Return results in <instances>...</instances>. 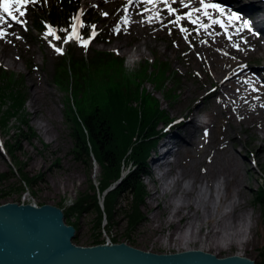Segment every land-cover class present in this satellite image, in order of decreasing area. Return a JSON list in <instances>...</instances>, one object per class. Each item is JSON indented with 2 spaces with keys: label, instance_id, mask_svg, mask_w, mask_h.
Instances as JSON below:
<instances>
[{
  "label": "rangeland",
  "instance_id": "rangeland-1",
  "mask_svg": "<svg viewBox=\"0 0 264 264\" xmlns=\"http://www.w3.org/2000/svg\"><path fill=\"white\" fill-rule=\"evenodd\" d=\"M48 1L36 0L35 3L27 5L26 14L24 17H21V19L26 21L24 25H19L9 20V23L13 25L12 29L5 25L8 34L4 38V41H0V44L5 49H7L6 47L11 49L10 51L13 52V60L15 61L14 63H10L6 58H2L0 59V66L14 71L15 77L19 75L23 78L22 81L26 90V98L23 106L24 117L35 132L29 139L22 138L18 142L20 148L13 150L11 159L3 147V142L7 145L9 141L13 140L16 125L21 126L23 129L27 125L20 121L19 117L13 115L6 121L7 125L4 127L0 126V192H7L6 195L0 197V203L6 201L30 203L29 198H22V195L27 190L37 200L38 204L51 203L58 205L66 213L68 207L82 195L95 194V200L102 214L99 217V221L97 220L98 212L93 206V200L91 199L85 203L89 207L88 209L71 212L68 214V221L65 219V222L69 224L76 222V225H74L75 223L73 224L77 229V236L73 239V242L76 244H94L95 239H98L95 243H105L107 239H110L112 242L124 241L141 249L154 252H173L184 250L187 247H191L190 249L203 247L209 252L220 256L236 253L249 256L255 259V261H258L260 259V252L264 251V208L259 202L254 201V196L259 187L264 188V153L261 156V160L257 162L254 158V153L257 152V148L252 147L249 142L251 132L237 129L246 147H241L238 141H235L236 143L234 144L240 152V155L248 158L247 165L254 169L250 173L251 175H245V183L250 186L246 194L245 207L246 209H252L246 214H252L249 222H252L255 226L252 229L242 226L244 223H247L246 220L244 221V219L248 218L245 215L246 217H244L243 223H241V220H237L239 225H237L234 238L235 242L245 241L250 238L252 241L246 245L227 244L229 240H224L222 231L218 233L219 235L216 234L213 236L217 243L223 245L217 246L210 243L208 239H205L204 235L207 227L204 224L199 228L200 230H197L198 233L194 237L196 239L192 242H184V236H187L190 232V229L183 226L186 221L185 218L168 226L164 222H160L166 214L163 208L164 206H162L163 202L159 205L158 209H155V201H150V195L154 191V188H157L156 193L158 191L160 193L163 189L161 183L158 182L159 180L155 179V176L159 174L156 171L154 173L150 171L151 178L145 175L141 176L146 189L144 200L140 205L141 211L144 214L143 219L137 224L132 225L127 215L123 213L122 210L124 208L130 209V202L133 201L131 195L128 198L117 196L110 218L105 217L103 205L105 192L117 184L134 164L126 160L125 164L122 165L120 176L114 181L112 180L103 191L99 189L101 186L99 180L103 177V173L94 157L90 156V158H87L88 162L85 163L82 160L76 159L72 154L73 139L70 135L69 122L64 113L66 110L65 92L52 79L54 65L62 54L57 53L52 45L61 47L63 49L62 52L66 51L67 47H71L76 56L80 53L90 54L93 49L112 50L114 53L124 56V64L127 71H136L142 63L153 67L157 60H162L167 63V68L170 71L167 70L164 73L167 76L164 81V89L169 90L173 87L175 91L173 93L172 91L170 92V97H165L151 78L143 79L144 88L158 97L162 107L166 109L169 118L175 121L174 118L179 120L185 116L191 117L192 114H186L187 109L185 107H180L178 110H175L172 106L176 104L181 106L183 85H186L188 88L190 87L191 92H193V89H196L199 83L206 79L207 73H204L199 66H195L194 64L202 58L204 49L190 51V48L195 41H197L196 43L203 44L204 36L209 34L213 35V29H204L202 30V34L199 35L196 29L193 28V32L190 33L188 26L191 23L188 20H184L180 24L187 28V31L181 32L178 27L169 23L170 19L175 20V15H160V19L162 20L161 31L141 33L137 25L135 29L127 28L124 30L121 28L127 26L129 18H131L130 12H125V8L129 5L128 0H108L107 3L100 2L99 0H78L77 6L80 11H77V14L82 12L80 17H84V21H81L83 27L78 29L79 36L81 39H89L91 37L88 45L85 47L75 39L66 43L64 42V37L71 31L67 28L66 20L70 16V21H72V17L75 15L69 12L63 20L64 26H60L59 24L51 25L43 11L45 6H48ZM140 9H143V7L132 10L135 14L139 15L135 16L139 21L155 16L157 12L142 15L140 14ZM89 12H91V15ZM104 13H107V15H104ZM164 13L168 14L166 11ZM257 14L256 18L258 19L259 14ZM260 16L264 17V13H260ZM34 17L45 19V22L42 24L44 30H37L34 24ZM125 18L127 22H125ZM80 20L82 19L80 18ZM46 25L52 26L61 39L56 40L52 36H46ZM93 25H95L94 36H92ZM61 29L67 33L61 31ZM84 29H90V36L88 34L87 37H84ZM220 32L221 30L219 31L217 29L215 33L221 34ZM238 38H242V36H238ZM138 48L139 50H136ZM186 59L194 62L192 63L194 67H186L187 65L184 61ZM242 63L253 66L261 65L264 69L263 58L261 60L249 58L248 60L245 59V61H242ZM161 66H164V64L162 63ZM261 72H264V70ZM171 73L175 74L176 78H173ZM251 75L257 82H260V77L257 72L253 71ZM33 83L44 86L45 91L43 94H36L34 102L31 105L29 104V98L33 94ZM207 86L209 88L213 87L209 83ZM249 87L256 88L253 85ZM241 91H243V87H239V90L235 93L237 94ZM214 100L217 101V98L214 99V97H211L205 99L204 103L203 101L200 102L202 103L201 109H211ZM6 104L8 105V102ZM50 107L54 109L55 117H51L47 113ZM220 107L218 106L216 109V113L218 114L216 120H212L211 124L208 125L207 131L209 130V135L198 136L200 133L196 134L195 147H198V144L203 138H205L204 141H207L224 134V128L227 126V123L219 116ZM34 108L35 111H33ZM196 113H198L196 114L197 116H200L202 111ZM39 124L40 128L38 126ZM164 124H159L157 130H163L165 127ZM258 144L259 142L256 141L255 146H258ZM180 152L186 156L189 150ZM14 164L20 167V171L26 176L34 179L31 184L30 182L28 183L29 186L21 183L18 169H16ZM11 166L13 167V172L10 170ZM147 166L150 170L151 168L156 170L155 166L151 167V162L149 161ZM2 173L5 174L2 175ZM22 173L21 175H23ZM167 180H169V177ZM166 196L164 195L163 197ZM226 208L224 207L225 210ZM200 211L204 214V210L201 208L197 211L198 216H201L199 215ZM154 214H158L155 219L152 218Z\"/></svg>",
  "mask_w": 264,
  "mask_h": 264
},
{
  "label": "bare ground",
  "instance_id": "bare-ground-1",
  "mask_svg": "<svg viewBox=\"0 0 264 264\" xmlns=\"http://www.w3.org/2000/svg\"><path fill=\"white\" fill-rule=\"evenodd\" d=\"M99 1L108 2V0ZM223 1L228 2L227 4L225 3L226 6L233 4L252 17L258 13L259 18L254 17L256 21H253V24L256 26V30L260 29V33L256 34L246 29H240L241 20L229 24L226 14L223 19L227 23L225 24L227 29L221 28L218 24H211V21L207 17L201 16V22L209 24L210 27L208 28H212L214 34L204 36L203 44L196 43L197 41H195L196 44L194 43L190 48V51L204 49L203 56L197 60V63L188 60L190 58L184 61L187 65L186 67L193 66L192 63L195 66H199L204 73H207V77L199 83L196 89H193V92H191L190 87L188 88L186 85H183L181 106L179 104L172 106L175 110L185 107L187 109L186 114H192L191 117L185 116L179 120L174 118L175 121L168 117L166 121L163 120L159 123H165V127L163 126L164 129L158 131L155 145L152 146L150 155L148 156V161L152 164L151 167L155 166L156 170L154 168L150 170L147 166L145 176L151 178L150 171L159 173L158 176L153 175L155 179L159 180L158 182L161 183L163 189L160 193L159 191L156 193L157 188H154V191L150 195V201H155V209H158L159 205L163 202L162 206H164L166 214L160 222H164L168 226L185 218L186 221L183 226L190 229V232L187 236H184V242H192L196 239L194 237L198 233L197 230L205 224L207 231L204 237L210 243L223 246L217 243L213 237L223 231L224 240H229L227 244L246 245L252 241L251 238L235 242L234 237L237 225H239L237 220H241V223H243L244 217L247 216L248 218L244 219L247 223H244L242 226H246L249 229L255 226L252 222H249L252 214H246L252 209H246L245 207L246 194L250 189V186L245 183V175L252 173L254 169L247 165L248 158L240 155L234 143L238 141L241 147L245 146L237 129L251 132L249 142L252 147L257 148L254 158L257 162L261 160V156L264 153V72L261 71L264 69L261 65L243 64L242 61L249 58L255 60L264 59V17L260 16V13H264V0ZM138 2L139 0H133V6L131 5L127 8V11L131 14V18H129L127 26L121 29H135L137 25L141 33L161 31V19L151 16L153 18L151 21L148 19H141L139 21L135 17L139 15L135 14L132 10L138 7ZM192 2L198 4L199 0H193ZM145 8L149 10L145 12L142 9L140 10V14H153V12L157 11L153 7L147 6ZM224 8L226 12L227 8ZM186 11L188 9L179 7L177 14H183ZM209 11L212 12L213 17L219 15L211 9ZM159 13L163 16H170L164 13V11H160ZM195 15L200 14H194L193 18H195ZM254 18L253 20H255ZM188 27L190 33L193 32L194 28L199 35L205 29L193 24H190ZM217 29L221 30V34L215 33ZM237 29H240V31H237ZM238 36H242V38H238ZM4 38L6 36L0 38V41H4ZM1 45L0 59L6 58L10 63H14V54L10 51L11 49L9 47L5 49ZM234 45H238V47H234ZM136 50H139V48ZM253 71L259 74L260 82H257L251 75ZM208 83L213 87L209 88L207 86ZM250 85L256 88H250ZM239 87H243V91L238 92L240 94H236L235 92L239 90ZM44 91V86L33 83V94L29 98V104L32 105L36 94H43ZM211 97L217 98V101L214 100L212 108L201 109L202 103L200 102L203 101L204 103L205 99ZM218 106H221L220 112L218 111L220 113L219 116L227 123V126L224 128V134L207 141H204L205 138H203L198 147H195L197 133H200L198 136L209 135V130L207 131L208 125L211 124L212 120H216V116L218 115L216 109ZM48 109L47 113L51 117H55L54 109L51 107ZM33 111H35V108ZM200 111H202L200 116L204 118L202 119L204 121L197 126L194 125V122H196L195 117L198 114L196 112ZM198 120H201L200 117H198ZM38 126L40 128V124ZM256 141L259 142L258 146H255ZM185 150H189L186 156L180 152ZM154 153L155 155L153 156ZM168 177L169 180H167ZM164 195L167 196L163 197ZM200 207L204 210V214L200 211L201 214L199 213V215L201 216H198L197 211L201 209ZM224 207H227L226 210ZM157 216L158 214H154L152 218L155 219ZM178 216L180 217L178 218ZM111 242L109 239V242L106 241L105 243ZM190 248L187 247L186 249ZM198 249L208 251L203 247H198Z\"/></svg>",
  "mask_w": 264,
  "mask_h": 264
},
{
  "label": "trees",
  "instance_id": "trees-1",
  "mask_svg": "<svg viewBox=\"0 0 264 264\" xmlns=\"http://www.w3.org/2000/svg\"><path fill=\"white\" fill-rule=\"evenodd\" d=\"M77 3L78 0H54L49 2V6L43 11L52 25L64 26L63 20L69 12H75ZM89 14L91 15V12ZM69 17L66 25L70 22ZM44 20H34L39 31L42 30ZM66 49L54 65L52 79L65 92L64 113L73 139L72 154L85 163L88 162L87 158L94 157L103 173L99 180L101 191L120 176L126 160L134 164L117 184L105 192L103 205L105 217L110 218L116 197L128 198L131 195L133 201L130 202V209L124 208L122 211L132 225L137 224L144 218L140 205L146 189L141 176L147 172L148 156L157 138V126L168 118L166 109L162 107L158 97L147 91L142 81L144 78H151L162 94L170 97V92L173 93L175 89H164L167 63L157 60L153 67L142 63L136 71H127L124 56L112 50L93 49L90 54L80 53L76 56L71 47ZM162 63L164 66H161ZM14 73L0 66V126L7 125L6 121L13 115L27 125L25 129L16 125L13 140L7 145L3 142L10 158L13 150L20 148L18 142L22 138L29 139L35 133L24 117L26 90L23 78L19 75L15 77ZM171 74L176 78L175 74ZM6 102L8 105H5ZM15 167L18 169L21 183L29 186L28 183L31 184L34 179L22 173L20 167ZM10 170L13 172L12 166ZM6 194L7 192H0V197ZM90 199L98 212L99 221L102 214L95 194L82 195L74 201L66 210L65 219L68 221V214L71 212L88 209L85 203ZM254 201L264 208L263 187H259L255 192ZM74 223L76 225V222ZM97 241L98 239H95L94 243ZM256 264H264V251L260 252V259Z\"/></svg>",
  "mask_w": 264,
  "mask_h": 264
},
{
  "label": "water",
  "instance_id": "water-1",
  "mask_svg": "<svg viewBox=\"0 0 264 264\" xmlns=\"http://www.w3.org/2000/svg\"><path fill=\"white\" fill-rule=\"evenodd\" d=\"M77 229L51 203H0V264H256L240 255L224 256L192 248L154 252L127 242L80 245Z\"/></svg>",
  "mask_w": 264,
  "mask_h": 264
},
{
  "label": "snow or ice",
  "instance_id": "snow-or-ice-1",
  "mask_svg": "<svg viewBox=\"0 0 264 264\" xmlns=\"http://www.w3.org/2000/svg\"><path fill=\"white\" fill-rule=\"evenodd\" d=\"M36 0H0V38L5 37L7 33V27H11L12 25L9 23L10 21H14L16 24L24 25L26 23L25 20L21 19V17H24L26 14V6L32 3H35ZM133 0H128V3L131 4ZM157 0H142V3L145 4H151L153 7H155ZM165 8L168 11V14L175 15V20H170L169 23L173 24L174 26L178 27L181 32H186L187 28L181 26L180 22L182 20H188L193 25H199L200 28L207 29L210 27L209 24H204L201 22V15L204 17H207L211 24H218L221 28L226 29V25L224 24L221 17L225 16V8L219 4L211 2V0H199V7H191V0H188L186 3L185 0H179L181 8L188 9V11L184 12L183 14H177V9L172 6V3H175L176 0H172V3H169V0H162ZM213 10L214 12L218 13L219 15L213 17L212 12L209 10ZM149 9L145 8L144 11L147 12ZM125 12H127V8H125ZM199 13L200 15H195V18H193L194 14ZM104 15H107V13H104ZM155 18L160 19V13L157 11L155 13ZM149 21H151L153 18L149 17ZM226 19L228 20V23L231 24L234 21L241 20V17L238 15L235 11H229ZM125 22H127L125 18ZM80 27H83V24L80 20V14H77L76 16L72 17V23L70 25L71 31L67 33V35L64 37V42H68L70 40H77L79 41L82 46H87L89 43V39H81L79 36L78 29ZM47 32L46 36H52L56 40H60L61 37L56 34V30L50 26L46 25ZM93 32L92 36L95 35V25L92 26ZM240 29H248L251 31L250 22L247 19L242 20ZM240 29H237V31H240ZM61 31H64L61 29ZM231 39V37H229ZM52 47L55 49L57 53H62L63 49L61 47H56L55 45H52ZM234 47H238V45H234ZM255 91V89H253Z\"/></svg>",
  "mask_w": 264,
  "mask_h": 264
},
{
  "label": "built area",
  "instance_id": "built-area-1",
  "mask_svg": "<svg viewBox=\"0 0 264 264\" xmlns=\"http://www.w3.org/2000/svg\"><path fill=\"white\" fill-rule=\"evenodd\" d=\"M31 194L26 190V193L24 192V194L22 195V198L26 199L29 198L30 203H33L35 205H38L37 200L31 195ZM109 241V239H107V242Z\"/></svg>",
  "mask_w": 264,
  "mask_h": 264
}]
</instances>
